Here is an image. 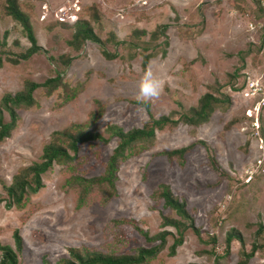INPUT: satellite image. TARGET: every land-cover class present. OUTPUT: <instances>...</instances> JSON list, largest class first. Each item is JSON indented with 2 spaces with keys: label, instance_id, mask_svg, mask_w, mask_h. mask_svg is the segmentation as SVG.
<instances>
[{
  "label": "rangeland",
  "instance_id": "obj_1",
  "mask_svg": "<svg viewBox=\"0 0 264 264\" xmlns=\"http://www.w3.org/2000/svg\"><path fill=\"white\" fill-rule=\"evenodd\" d=\"M15 2L41 50L16 63L7 58L29 44L0 0V39L5 32L0 96L20 90L23 80L57 78L52 90L32 91L33 105L16 108L15 125L0 140V197L5 198L3 185L18 169L39 159L51 131L82 123L92 112L95 120L84 130L103 138L77 143L67 164L53 162L22 207L5 208L0 201V243L14 249V230L21 241V248L13 250L16 264H54L68 248L81 247L131 256L137 248L158 244L144 235L151 238L163 230L162 247L140 264H237L253 243L259 247L244 264H264V229L254 234L257 224H264V103L259 95L243 96L245 82L263 84L264 13L245 0H77L65 14L62 9L71 0ZM76 18L87 20L104 49L115 55L104 57L88 40L76 49L70 46L73 27L58 20ZM234 69L237 76L231 77ZM146 70L164 84L147 110L133 102ZM206 92L226 94L228 103L198 125L177 121L154 130L151 140L132 147L137 153L118 160L112 187L89 185L76 206L81 186L74 176H100L115 146L117 138L108 136L107 125L127 131L141 127L148 114L176 117ZM2 115L7 120L5 111ZM183 147L181 158L162 152ZM162 183L183 202L196 230L183 229L172 254L168 245L177 233L171 225L161 226V217L188 221L156 198ZM228 231L241 241L230 240L225 251Z\"/></svg>",
  "mask_w": 264,
  "mask_h": 264
},
{
  "label": "trees",
  "instance_id": "obj_2",
  "mask_svg": "<svg viewBox=\"0 0 264 264\" xmlns=\"http://www.w3.org/2000/svg\"><path fill=\"white\" fill-rule=\"evenodd\" d=\"M245 1L252 5L254 10H256L258 13H264V7H259L249 0ZM4 8L6 14H8L11 19L17 22L29 44L27 48H25L22 52L16 54L14 56L15 58L7 57L12 63H16L19 60L27 59L31 55L40 51L41 48L39 45H37L33 32H31L27 15L18 8L15 0H5ZM58 22L68 24L73 27L71 39L68 41V44L73 48H78L82 41L88 40L96 43L100 47V52L104 57H113L115 55L114 52H108L106 49H104V41L101 40L99 36L91 30L87 20H80L76 18L71 22L62 20H58ZM163 27H165V25H162L160 27V34L162 33ZM121 41L122 40L117 39L115 40V43ZM163 42L165 43V41ZM4 44L5 32L0 39V46H3ZM1 50L2 49L0 48V54L2 52ZM150 56L151 55L149 53L143 55L141 59L142 69L145 67ZM240 58L242 60V57ZM1 61L2 58L0 56V64ZM236 73L237 72L234 69V71L231 72L230 76L235 77L237 76ZM56 78V76L49 77V79L43 80L40 83L23 80L20 90L16 91L13 94L4 92L0 96V140L5 136H9L10 130L13 129L15 121L17 119V115L15 114L16 108L29 107L33 105L34 100L32 97V91L36 89V87H45L47 88V92L52 90L55 86ZM231 87H233L234 89H238V87H236L235 85H231ZM228 100L229 98L226 94H222L221 96L216 97L206 92L199 97L197 105L195 107L188 108L186 112H182L176 117H173L170 114H162V116L154 118L150 114H148L147 120L141 125V127L133 128L127 131H123L121 127L116 124L107 125L106 132L108 136H115L117 138L114 143L115 146L112 148L111 153L108 155L104 171L100 176L90 179H85L80 176H74L78 185L81 186V189L76 197V206L81 205V199L83 198V195L86 194L89 185H102L108 183L112 187L113 179L115 177L114 170L116 168L118 160L121 161L126 157L132 155L133 153H137L138 149L132 150V147L135 144L138 145L137 142L151 140L154 134V130L161 129L162 126L166 124H174L177 121H181L189 125H198L206 121L215 108H218V106L226 105L228 103ZM133 102L137 104V100H134ZM143 108L147 110L148 104L146 106H143ZM3 111H5L8 115L7 120H3ZM95 117L96 114H93L91 112L88 114V119L82 123H70L65 129L51 131L47 142H45L41 147L39 159L37 161L31 162L26 167L18 169L11 177L10 183L7 186L3 185L5 198L3 199L0 197V201H4L3 204L5 208H9L11 206H14L16 208L22 207L26 201V194L35 193L42 186L40 175L44 171H46L53 162L67 164L71 159H73V156L77 151V143L92 139L103 141V138L98 134L87 132L84 130L86 126L91 125L94 122ZM186 149V147L178 149L173 148L170 150H162V152L167 155H174L177 158H181ZM156 198H159L163 202L164 206L172 209L179 218L188 221L187 224H180L173 218H168L166 216L161 217L160 225H171L174 227L177 233V236L173 237L171 243L168 245L167 252L168 254H172L174 252V248L181 243V231L186 227H190L194 232H196V230L193 228L191 224V218L188 217L184 209L183 202L176 201V197L171 194L166 184L162 183L157 186ZM126 222L130 225H133V222L131 220H127ZM263 229L264 224L258 223L254 234L258 236ZM164 235V230L151 238L144 235V238L147 241L157 239L158 244L148 248H137L134 254H132L131 256H117L111 253L103 254L98 251H89L84 247H81L79 249L68 248L66 250V257L57 259L54 264L144 263L162 247V244L164 242ZM11 236L14 249L4 243H0V264H16L14 251H18L21 248V241L16 230L11 233ZM233 239L241 241L236 233H231V231H228L224 237L225 251H227L229 241ZM258 247L259 245L253 243L251 245L250 251L246 254H242L241 257L243 259L239 260L237 264H244L247 257L251 256L253 251Z\"/></svg>",
  "mask_w": 264,
  "mask_h": 264
},
{
  "label": "clouds",
  "instance_id": "obj_3",
  "mask_svg": "<svg viewBox=\"0 0 264 264\" xmlns=\"http://www.w3.org/2000/svg\"><path fill=\"white\" fill-rule=\"evenodd\" d=\"M163 87V81L157 78L151 70H146L139 83L137 104L143 107L150 101L158 99L163 92Z\"/></svg>",
  "mask_w": 264,
  "mask_h": 264
},
{
  "label": "built area",
  "instance_id": "obj_4",
  "mask_svg": "<svg viewBox=\"0 0 264 264\" xmlns=\"http://www.w3.org/2000/svg\"><path fill=\"white\" fill-rule=\"evenodd\" d=\"M141 4L147 3L149 0H139ZM250 2L258 5L259 7H264V0H249ZM67 7H63L62 12L65 14L66 12L70 13L75 7H77V0H71ZM244 87V97H253L259 95L260 104L264 103V76H263V84H257L255 81H247L245 82ZM258 102H255V106L258 109ZM253 107V108H254Z\"/></svg>",
  "mask_w": 264,
  "mask_h": 264
},
{
  "label": "bare ground",
  "instance_id": "obj_5",
  "mask_svg": "<svg viewBox=\"0 0 264 264\" xmlns=\"http://www.w3.org/2000/svg\"><path fill=\"white\" fill-rule=\"evenodd\" d=\"M256 110H258L256 107H254Z\"/></svg>",
  "mask_w": 264,
  "mask_h": 264
}]
</instances>
